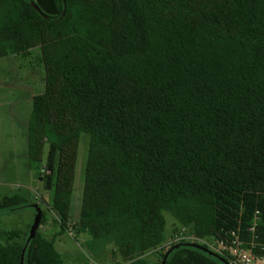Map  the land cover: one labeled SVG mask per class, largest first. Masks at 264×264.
Instances as JSON below:
<instances>
[{
	"label": "trees",
	"instance_id": "obj_1",
	"mask_svg": "<svg viewBox=\"0 0 264 264\" xmlns=\"http://www.w3.org/2000/svg\"><path fill=\"white\" fill-rule=\"evenodd\" d=\"M33 2L0 0V59L36 52L44 69L26 131L50 194L39 227L52 212L97 264H161L182 229L264 253V0H52L53 15ZM35 202L5 195L0 209ZM23 235L0 232V264H68L53 238ZM166 264L224 263L181 246Z\"/></svg>",
	"mask_w": 264,
	"mask_h": 264
},
{
	"label": "rangeland",
	"instance_id": "obj_2",
	"mask_svg": "<svg viewBox=\"0 0 264 264\" xmlns=\"http://www.w3.org/2000/svg\"><path fill=\"white\" fill-rule=\"evenodd\" d=\"M43 77L44 69L37 60L36 52L25 58L11 56L0 59V199L5 195L20 194L28 201L36 200L35 204L45 210L50 194L44 189L35 169L28 165L26 158V131L32 109L31 98L43 92ZM85 138L88 139V136L82 134L76 164L71 204L74 219L79 214L83 188L88 149ZM34 216L33 206L11 211L0 209V232L17 230L26 236ZM53 217L52 212H48L46 225L40 226L38 230L48 239H54L56 250L64 255L67 263L97 264V260L85 246L86 237L74 234L69 227L61 232L52 222ZM174 227L173 218L166 214V234H171ZM0 243H3L1 237ZM105 260V264L110 263V253L106 254Z\"/></svg>",
	"mask_w": 264,
	"mask_h": 264
},
{
	"label": "built area",
	"instance_id": "obj_3",
	"mask_svg": "<svg viewBox=\"0 0 264 264\" xmlns=\"http://www.w3.org/2000/svg\"><path fill=\"white\" fill-rule=\"evenodd\" d=\"M252 230V229H251ZM232 240L228 244L222 240L207 241L196 239L193 236H187L182 229L178 234L165 243L166 247L176 244L181 240L196 241L206 245L209 250L223 256L228 264H264V253L256 252L255 245L252 242H244L239 233L231 232ZM244 245L242 248L241 246ZM225 251L227 254L223 253Z\"/></svg>",
	"mask_w": 264,
	"mask_h": 264
},
{
	"label": "water",
	"instance_id": "obj_4",
	"mask_svg": "<svg viewBox=\"0 0 264 264\" xmlns=\"http://www.w3.org/2000/svg\"><path fill=\"white\" fill-rule=\"evenodd\" d=\"M32 5H33V7L39 9V7L37 6V4L35 2H33ZM32 206L35 209V216H34V219H33V223L31 224L30 229H29V235H28L27 241H29L35 235V233H36V231H37V229L39 227L40 218H41V210H40V208L37 206V204H33ZM181 246H188V247H193V248L199 249V250H201L203 252H206L209 255L217 258L220 262H223L224 264H226L222 259H219L218 257H216L214 255V253H212V252L208 251L206 248H204V247H202V246H200L198 244H194V243H179V244L173 245L172 247H170L164 253L162 261H161V264H166V262H167L169 256L171 255V253L174 250H176L177 248L181 247ZM23 251H22V253H23Z\"/></svg>",
	"mask_w": 264,
	"mask_h": 264
},
{
	"label": "crops",
	"instance_id": "obj_5",
	"mask_svg": "<svg viewBox=\"0 0 264 264\" xmlns=\"http://www.w3.org/2000/svg\"><path fill=\"white\" fill-rule=\"evenodd\" d=\"M37 6L46 14L53 15L56 13L52 0H33Z\"/></svg>",
	"mask_w": 264,
	"mask_h": 264
}]
</instances>
